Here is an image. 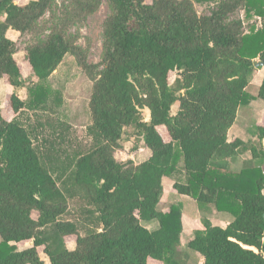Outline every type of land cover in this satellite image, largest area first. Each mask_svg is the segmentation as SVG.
I'll list each match as a JSON object with an SVG mask.
<instances>
[{"label": "trees", "instance_id": "16d2710c", "mask_svg": "<svg viewBox=\"0 0 264 264\" xmlns=\"http://www.w3.org/2000/svg\"><path fill=\"white\" fill-rule=\"evenodd\" d=\"M52 2L0 0V81L27 93L5 98L10 118L0 109V264H45L39 247L48 264H186L178 259L181 204L157 208L164 177L199 208L213 204L232 217L224 227L207 218L194 227L186 247L202 256L201 264H264L263 170L228 165L245 150L264 163L262 147L228 137L238 108L255 99L247 85L260 61L256 97L264 99V0H107L102 69L51 31L24 49L32 77L26 81L7 31L32 32ZM99 2L87 0L81 8L91 13ZM194 3L211 6L199 14ZM70 53L93 81L92 143L72 158L71 168L53 164V170H69L73 186L94 207L98 228L83 234L77 220L62 218L67 199L18 120L25 109L56 110L60 101L45 83ZM128 127L150 151L137 164L114 156ZM256 137L264 142V125L256 126ZM66 236L75 237L73 248ZM20 242L29 245L20 249Z\"/></svg>", "mask_w": 264, "mask_h": 264}, {"label": "rangeland", "instance_id": "374dc122", "mask_svg": "<svg viewBox=\"0 0 264 264\" xmlns=\"http://www.w3.org/2000/svg\"><path fill=\"white\" fill-rule=\"evenodd\" d=\"M18 4H23L29 0H15ZM87 0H53L51 7L45 12L38 21L36 28L32 32L20 34L18 32L10 33V38L15 42L17 59L23 71V77L26 81L32 79L25 70L24 49L37 42L43 35L51 31H59L64 37L80 50V56L84 57L86 62L98 66L102 69V31L105 18L111 13V7L107 0H100L97 8L91 13H85L81 4ZM211 3L198 4L194 3V8L199 14L207 13ZM243 16L242 11L238 13ZM252 21V20H251ZM251 21L249 24H251ZM43 33V34H41ZM262 69H255L250 78L249 92L254 93L257 81H261ZM174 73H170L169 80L173 81ZM4 83L5 89H4ZM93 81L89 78L85 70L78 64V55L67 54L62 63L48 78L45 85L51 91V98L58 99L60 103L56 106L54 112L31 111L25 109L18 115V120L29 131L33 143L42 157L44 164L50 169L55 177L57 184L61 187L67 202L68 212L62 217L63 219L77 220L80 223V233L86 230L98 228L94 207L89 204L83 195L73 186L69 170L60 172L58 169L53 170L57 165L64 164L71 168L70 164L74 157L84 151L91 143V137L88 133L90 125L89 115V96ZM16 92L19 97L27 96L26 90L10 86L6 80L0 86V109H2L5 118H10L5 106V98ZM55 106L56 104L53 103ZM52 106V107H53ZM260 107L252 104L250 107L242 108L229 131V138L240 137L241 139L250 140L255 135L256 124L260 120ZM175 107H172V111ZM148 110H142V118L148 119ZM159 131L168 138L163 127ZM122 147L115 151L114 156L117 161L125 162L131 160L134 164L139 163L150 155V151L144 147L141 138L134 133L133 127H128L122 137ZM73 158V159H72ZM54 164V167H53ZM165 180H168L165 178ZM166 190L163 196V203L158 205L162 210L165 204L174 201L171 198L172 185L165 181ZM185 197L177 196V203L181 204L183 211L189 214V217L195 214V201L184 199ZM176 199V198H175ZM195 217V216H194ZM197 219V218H196ZM202 217H199L198 221ZM216 223V222H215ZM190 223L188 222L186 226ZM151 224H148L150 226ZM151 226H154L153 224ZM192 232L186 230L182 233L181 247L179 248V260L186 264H201L202 256L187 248L186 242L192 236ZM190 235V236H189ZM74 236H66L65 243L68 248L74 247ZM29 242H20L18 248H24ZM185 246V247H184ZM40 256L48 264L46 256L43 253V247L38 248ZM201 259H199V257ZM148 264H160L153 260H148Z\"/></svg>", "mask_w": 264, "mask_h": 264}, {"label": "crops", "instance_id": "0c3cea01", "mask_svg": "<svg viewBox=\"0 0 264 264\" xmlns=\"http://www.w3.org/2000/svg\"><path fill=\"white\" fill-rule=\"evenodd\" d=\"M253 21L256 22V25L259 26L260 25V19L258 18L257 20L254 19ZM252 23V21H251ZM12 32H16L14 30H11L9 29L7 31V35L8 37H10V33ZM263 73V72H262ZM263 76V74H262ZM262 79V78H261ZM4 80L0 81V86L2 85V82ZM261 81H257V86L255 87V92L254 93H251L249 92V88H250V81H249V84L247 85V91L253 95L255 97V99H253L249 105L247 106H240L238 108V111H237V115L239 114V110L242 109V108H246V107H250L252 104H255V105H258L261 109H260V112H258V115L260 114V120L258 121V123L256 124L257 125H264V99H261V98H258L256 97L257 96V91H258V86L260 84ZM5 83H4V89H5ZM7 86V85H6ZM237 118V117H236ZM236 120V119H235ZM234 124V123H233ZM232 127V126H231ZM231 129V128H230ZM229 129V131H230ZM229 131H228V137H229ZM255 135L253 137L250 138V140H245V139H241L240 137H237V138H240L241 140H243L244 142H246L247 144H251L253 146H256L257 148H260L262 147L263 150H264V142L260 143L258 140H257V137H256V128H255ZM230 139V138H229ZM147 149V148H146ZM228 165L229 167L233 170V171H239L241 169H246V168H253V167H260L262 168L263 170V173H264V163L261 162V160L259 158H253L252 157V154L249 150H245V151H242V152H239L238 154H236L234 157L230 158L228 160ZM165 178H167L169 180V182L171 183V185H173V181L168 178V177H164L163 178V187H164V191H163V196H164V192L166 190V187H165V181H168V180H165ZM173 189V187H172ZM171 193V198L174 199V201H171L167 204H165L164 208H167L168 206H170L171 204L173 203H177L178 199H177V196L178 197H184L185 195H179L177 193L174 192V190H172ZM163 196L161 198V202L163 203ZM176 198V199H175ZM184 199H190L189 197H185ZM195 214L194 216H191V218L189 217V214L191 213H187L185 210L183 211V207H182V224H183V230H182V233L186 230L187 232H192L194 227L198 225V218L199 217H202V218H207L211 221L212 224L214 225H219V226H226L231 220H232V217L227 214V213H224V212H221V211H218L215 206L213 204H209L207 207H204V208H199L198 205L196 204L195 202ZM197 218V219H196ZM190 223L188 226H186L187 223ZM216 222V223H215ZM152 225V223H151ZM148 226L149 228H152L154 226ZM154 225V224H153ZM182 233H181V236H182ZM190 236V235H189ZM190 238V237H189ZM182 240V238H181ZM189 239H187L188 241ZM182 243V242H181ZM187 244V242L185 243ZM183 245V244H181ZM185 247V246H184ZM199 257V256H198ZM200 259V257H199ZM201 261V259H200ZM202 263V262H201ZM148 264V263H147Z\"/></svg>", "mask_w": 264, "mask_h": 264}, {"label": "water", "instance_id": "95a60500", "mask_svg": "<svg viewBox=\"0 0 264 264\" xmlns=\"http://www.w3.org/2000/svg\"><path fill=\"white\" fill-rule=\"evenodd\" d=\"M262 65H263V61H260V62L256 63L254 66L258 67V66H262ZM252 250L255 252H258V250L256 248H252Z\"/></svg>", "mask_w": 264, "mask_h": 264}]
</instances>
